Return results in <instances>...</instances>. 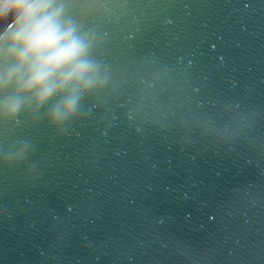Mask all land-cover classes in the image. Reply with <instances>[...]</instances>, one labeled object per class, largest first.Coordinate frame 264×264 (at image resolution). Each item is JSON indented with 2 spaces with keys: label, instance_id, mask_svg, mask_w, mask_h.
Instances as JSON below:
<instances>
[{
  "label": "water",
  "instance_id": "95a60500",
  "mask_svg": "<svg viewBox=\"0 0 264 264\" xmlns=\"http://www.w3.org/2000/svg\"><path fill=\"white\" fill-rule=\"evenodd\" d=\"M55 4L100 82L0 113V264H264V0Z\"/></svg>",
  "mask_w": 264,
  "mask_h": 264
},
{
  "label": "clouds",
  "instance_id": "9594fccd",
  "mask_svg": "<svg viewBox=\"0 0 264 264\" xmlns=\"http://www.w3.org/2000/svg\"><path fill=\"white\" fill-rule=\"evenodd\" d=\"M61 14L55 0H0V89H14L0 100L6 117L23 107L35 111L60 95L47 115L62 122L100 82L99 66L87 58L91 40L62 22Z\"/></svg>",
  "mask_w": 264,
  "mask_h": 264
}]
</instances>
